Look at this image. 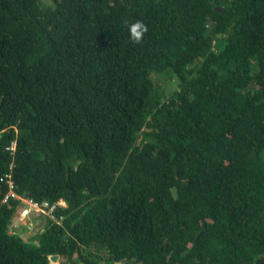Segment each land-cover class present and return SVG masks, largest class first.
<instances>
[{
  "label": "trees",
  "instance_id": "1",
  "mask_svg": "<svg viewBox=\"0 0 264 264\" xmlns=\"http://www.w3.org/2000/svg\"><path fill=\"white\" fill-rule=\"evenodd\" d=\"M10 165L0 264H264V0H0Z\"/></svg>",
  "mask_w": 264,
  "mask_h": 264
},
{
  "label": "built area",
  "instance_id": "2",
  "mask_svg": "<svg viewBox=\"0 0 264 264\" xmlns=\"http://www.w3.org/2000/svg\"><path fill=\"white\" fill-rule=\"evenodd\" d=\"M10 149L13 150V146H11ZM12 169L13 167L10 165L8 169L0 176V184L6 188V192L3 195L0 204H5L11 200H18L21 203L18 217L12 221L9 232L13 233V229L17 227V224L23 223V220L29 216L31 212L41 214L55 222H59V220L55 217V211L59 207H65V203L62 200L52 204H49L47 201L38 202L16 193L11 179Z\"/></svg>",
  "mask_w": 264,
  "mask_h": 264
},
{
  "label": "rangeland",
  "instance_id": "3",
  "mask_svg": "<svg viewBox=\"0 0 264 264\" xmlns=\"http://www.w3.org/2000/svg\"><path fill=\"white\" fill-rule=\"evenodd\" d=\"M45 2L46 4L49 3V0H42V2ZM152 79L154 81V83L156 85H158L160 82L153 78ZM143 139L147 140V141H153V138H151L150 136L144 137ZM41 215V214H40ZM30 217L26 219V221H24L22 223V226L24 227V231H23V238L27 239L29 236L33 235L34 233H36L38 230H40L44 224V221L42 220V217H38L34 212H32V214L29 215ZM103 257V255H101ZM73 261H77V260H73ZM58 264H70V261H62L60 259H58L57 261Z\"/></svg>",
  "mask_w": 264,
  "mask_h": 264
},
{
  "label": "clouds",
  "instance_id": "4",
  "mask_svg": "<svg viewBox=\"0 0 264 264\" xmlns=\"http://www.w3.org/2000/svg\"><path fill=\"white\" fill-rule=\"evenodd\" d=\"M128 32H129V39L132 43L134 44H140L142 43L143 41V38L145 36V34L148 32V27L142 22V21H136L134 23H131L129 26H128ZM13 170V169H12ZM5 172V171H4ZM6 189V188H5ZM6 192V190H5ZM22 196V195H21ZM24 197V196H23ZM28 198V197H26ZM31 199V198H30ZM20 202V201H19ZM6 204V203H5ZM21 204V203H20ZM2 205V204H1ZM20 209V208H19ZM19 209L17 210V215L14 219H17L18 217V213H19ZM32 214V212L30 213ZM29 214V215H30ZM30 216H27L24 220L26 221L27 218H29ZM13 219V220H14ZM22 224V223H21ZM10 228V227H9ZM8 233L9 234H13V233H10L9 232V229H8ZM23 236V234H22ZM24 239V238H23ZM81 264V263H80Z\"/></svg>",
  "mask_w": 264,
  "mask_h": 264
},
{
  "label": "water",
  "instance_id": "5",
  "mask_svg": "<svg viewBox=\"0 0 264 264\" xmlns=\"http://www.w3.org/2000/svg\"><path fill=\"white\" fill-rule=\"evenodd\" d=\"M206 23L209 24L210 23V20H206ZM211 26V24H210ZM208 35V32H205L204 36H207ZM59 257L57 255H51L48 257V261L50 264H58L57 261H58ZM115 264H121V262H116ZM242 264H246V263H242Z\"/></svg>",
  "mask_w": 264,
  "mask_h": 264
}]
</instances>
